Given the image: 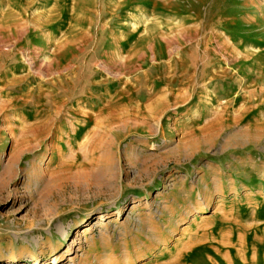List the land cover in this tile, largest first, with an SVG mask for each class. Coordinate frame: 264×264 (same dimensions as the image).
I'll return each instance as SVG.
<instances>
[{"label": "rangeland", "instance_id": "rangeland-1", "mask_svg": "<svg viewBox=\"0 0 264 264\" xmlns=\"http://www.w3.org/2000/svg\"><path fill=\"white\" fill-rule=\"evenodd\" d=\"M54 259L264 264V0H0V264Z\"/></svg>", "mask_w": 264, "mask_h": 264}, {"label": "crops", "instance_id": "crops-1", "mask_svg": "<svg viewBox=\"0 0 264 264\" xmlns=\"http://www.w3.org/2000/svg\"><path fill=\"white\" fill-rule=\"evenodd\" d=\"M156 239H157L156 235L151 234V235L145 236V238L143 240L142 239L141 240L136 239V240H134V242L126 243L125 245L119 244L118 246L117 245L112 246V245L108 244V240H106V239H96L95 241L99 242L100 245H102V247H101L100 252H95V253L104 254V255L107 254V256H110V257L112 256V258H114L119 253V250L122 248L123 250L127 251L128 254L136 257L138 255L140 256L141 253L149 252V248L148 249H142V247H141V244L144 241H147V240L150 241V245L152 246V244H154ZM94 249L95 248H93V250Z\"/></svg>", "mask_w": 264, "mask_h": 264}, {"label": "bare ground", "instance_id": "bare-ground-1", "mask_svg": "<svg viewBox=\"0 0 264 264\" xmlns=\"http://www.w3.org/2000/svg\"><path fill=\"white\" fill-rule=\"evenodd\" d=\"M44 22V21H43ZM46 22V21H45ZM45 26V25H44ZM47 59V58H46ZM27 61H29V63L31 64V62H30V60H27ZM45 64V63H44ZM30 66H32V65H30ZM46 67V66H45ZM108 67V66H107ZM110 70V69H109ZM106 71V70H105ZM42 72V71H41ZM112 72V71H111ZM121 75V74H120ZM25 77H27V76H25ZM114 78V77H113ZM22 79V78H21ZM22 81V80H21ZM109 83V82H108ZM73 84V82L71 81L70 82V85H72ZM98 86H100V85H98ZM101 86H102V84H101ZM95 87V86H94ZM73 100V99H72ZM74 101V100H73ZM57 112H58V115H59V113H60V110H58V108H57ZM73 113H75V112H73ZM101 114V113H100ZM81 116V115H80ZM83 117V116H82ZM85 117V116H84ZM88 117V116H87ZM86 117V118H87ZM92 116H91V114H90V118H91ZM90 120V119H89ZM109 121V120H108ZM209 204L207 203V205H205L206 206V208H208L209 206H208ZM121 214V210H119V215ZM104 217H107V216H105V215H103L102 217H101V219H99V220H97L96 222L98 223V225H101V224H103L104 223ZM89 229H91V227L90 226H86L85 227V229H83L82 230V232H83V235L84 236H86L87 235V231L89 230ZM94 244H95V246H93L94 248L95 247H97V243L96 242H94ZM53 263L54 264H57V259H54V261H53Z\"/></svg>", "mask_w": 264, "mask_h": 264}]
</instances>
